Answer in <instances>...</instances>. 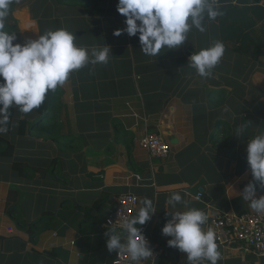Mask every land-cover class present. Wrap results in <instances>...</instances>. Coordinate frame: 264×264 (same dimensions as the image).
Here are the masks:
<instances>
[{
  "label": "crops",
  "instance_id": "1",
  "mask_svg": "<svg viewBox=\"0 0 264 264\" xmlns=\"http://www.w3.org/2000/svg\"><path fill=\"white\" fill-rule=\"evenodd\" d=\"M117 4L14 0L10 6L5 30L16 33L14 43L64 27L80 45L110 46L111 56L71 73L45 107L25 114L15 106L11 126L0 134L15 146L13 157L0 156V264H112L116 251L107 249L104 223L126 193L153 201L152 235L163 212L187 210L166 203L174 192L205 213L254 211L240 194L253 182L247 142L264 132V1L220 0L224 14L206 17L205 32L193 27L181 47L157 57L141 51L139 34L114 35L126 28ZM217 40L225 54L211 77H200L189 58ZM242 124L248 127L237 137ZM148 133L171 144L166 157L139 144ZM218 250L217 264H264V256ZM179 264H187V253Z\"/></svg>",
  "mask_w": 264,
  "mask_h": 264
},
{
  "label": "clouds",
  "instance_id": "2",
  "mask_svg": "<svg viewBox=\"0 0 264 264\" xmlns=\"http://www.w3.org/2000/svg\"><path fill=\"white\" fill-rule=\"evenodd\" d=\"M12 0H0V134L8 131L9 109L15 105L22 113H30L42 105L49 90L55 91L69 79L70 74L86 65L107 64L111 47H92L76 43L75 32L68 28L47 30L38 39H27L23 44L15 32L5 30ZM118 12L126 20V28L118 29L114 35L125 31L129 36L139 34L141 51L157 57L161 50L178 49L187 40L194 27L201 33L206 31L205 18L216 20L224 13L217 0H118ZM225 44L214 41L209 47L195 51L189 58L188 67L195 69L203 78L211 77L213 69L225 54ZM247 124L236 128L237 137H242ZM247 162L253 182H249L240 194L257 214H264V195L257 198V190L264 191V132L247 142ZM173 209L183 204L185 211L174 210L162 234L171 237L168 246L187 253V264H217L221 259L216 234L213 229L204 230L208 215L200 209L189 208L179 192H174L166 201ZM153 201L143 198L133 216L119 215V227L109 229L106 244L109 252L118 255L126 252L132 261L139 264L153 256L147 239L137 225L146 224L156 213ZM114 223L113 225L117 224ZM126 233V236H123Z\"/></svg>",
  "mask_w": 264,
  "mask_h": 264
},
{
  "label": "built area",
  "instance_id": "3",
  "mask_svg": "<svg viewBox=\"0 0 264 264\" xmlns=\"http://www.w3.org/2000/svg\"><path fill=\"white\" fill-rule=\"evenodd\" d=\"M219 3L220 0H217ZM139 144L148 150L152 156L166 157L171 151V144L162 136L155 133L145 134ZM202 197V193L198 198ZM140 202L139 196L133 193H126L118 197L117 205L112 213L105 219L106 229L115 228L116 231L122 230L119 227V215L121 217L135 215L136 208ZM208 220L204 225V230L208 228L214 230L216 242L223 247H231L245 254L264 256V214H257L255 211L235 213L221 211H207ZM116 225H113L116 223ZM141 229V234L149 242L153 251V256L142 260L139 264H155L156 259L163 254V249L158 248L149 229V223L137 225ZM112 264H137L132 261L126 252L119 255L116 252Z\"/></svg>",
  "mask_w": 264,
  "mask_h": 264
},
{
  "label": "trees",
  "instance_id": "4",
  "mask_svg": "<svg viewBox=\"0 0 264 264\" xmlns=\"http://www.w3.org/2000/svg\"><path fill=\"white\" fill-rule=\"evenodd\" d=\"M13 1L14 0H12V3ZM51 91L52 90H49V92L46 94L45 101L42 103L40 108L46 106L45 102L49 100ZM9 112H10V120L7 125L8 127L11 126L12 121L15 116V105H13L9 109ZM26 128H27V121L22 120L20 123V129H19L20 134L22 135L25 134ZM14 154H15V146L8 139L0 136V156L13 157ZM14 166L16 167V164H14ZM169 219H171V215L167 211L163 212L160 216L159 222L152 235L157 247L163 249V254L160 257V261L158 264H179V258H180L181 251L177 248L169 247L167 242L169 239H171V237H166L162 234V228L164 227V225Z\"/></svg>",
  "mask_w": 264,
  "mask_h": 264
},
{
  "label": "water",
  "instance_id": "5",
  "mask_svg": "<svg viewBox=\"0 0 264 264\" xmlns=\"http://www.w3.org/2000/svg\"><path fill=\"white\" fill-rule=\"evenodd\" d=\"M263 1H264V0H263ZM159 261H160V258H157L155 264H158Z\"/></svg>",
  "mask_w": 264,
  "mask_h": 264
}]
</instances>
